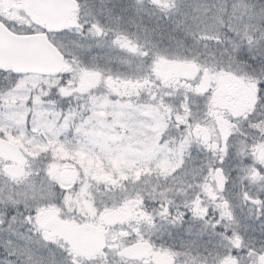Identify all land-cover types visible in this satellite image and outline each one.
I'll list each match as a JSON object with an SVG mask.
<instances>
[{
  "label": "snow or ice",
  "instance_id": "obj_1",
  "mask_svg": "<svg viewBox=\"0 0 264 264\" xmlns=\"http://www.w3.org/2000/svg\"><path fill=\"white\" fill-rule=\"evenodd\" d=\"M0 264H264V0H0Z\"/></svg>",
  "mask_w": 264,
  "mask_h": 264
}]
</instances>
